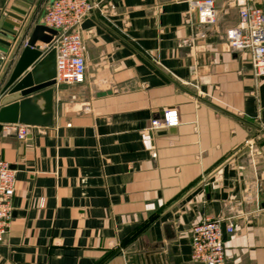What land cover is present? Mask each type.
Returning <instances> with one entry per match:
<instances>
[{
    "label": "crops",
    "instance_id": "0c3cea01",
    "mask_svg": "<svg viewBox=\"0 0 264 264\" xmlns=\"http://www.w3.org/2000/svg\"><path fill=\"white\" fill-rule=\"evenodd\" d=\"M214 1L218 20L202 25L176 0H92L85 79L61 85L54 125L20 140L0 124V160L16 173L0 264H128L148 250L204 264L192 229L226 216L236 230L224 264H264V77L226 39L237 0ZM51 2L0 0V39L12 44L0 83ZM11 13L24 18L17 43L4 37ZM166 109L179 126L149 131Z\"/></svg>",
    "mask_w": 264,
    "mask_h": 264
},
{
    "label": "built area",
    "instance_id": "2783aa9c",
    "mask_svg": "<svg viewBox=\"0 0 264 264\" xmlns=\"http://www.w3.org/2000/svg\"><path fill=\"white\" fill-rule=\"evenodd\" d=\"M187 3L202 25H215L218 11L214 0H176ZM239 23L226 31L230 47L250 57L255 78L264 77V11L256 0H237ZM97 8L92 0H52L44 16L43 24L57 30L48 49H56L57 85L80 84L86 74L84 42L80 33L82 22ZM7 61L0 50V73ZM180 118L177 110L166 109L160 119L151 122L149 131L177 127ZM20 139H26L34 127L6 124ZM16 192V173L10 164L0 160V243L8 234L13 219L12 201ZM236 216L206 218L192 229V259L204 264H224L226 256L225 237L235 233Z\"/></svg>",
    "mask_w": 264,
    "mask_h": 264
},
{
    "label": "water",
    "instance_id": "95a60500",
    "mask_svg": "<svg viewBox=\"0 0 264 264\" xmlns=\"http://www.w3.org/2000/svg\"><path fill=\"white\" fill-rule=\"evenodd\" d=\"M18 6L29 8L28 4L17 1ZM13 11L21 15L26 12L18 7ZM14 20H7L4 37L17 43L24 22L23 16L11 13ZM58 31L43 24L36 25L28 38L25 48L16 63L8 81L0 83V124H21L51 127L55 121V94L61 89L57 85L56 49L48 46ZM41 42L44 46L38 45ZM10 42L0 39V50L9 53ZM32 69L27 72L30 68ZM102 95H105L103 93ZM161 255L153 250L133 252L128 255V264H162Z\"/></svg>",
    "mask_w": 264,
    "mask_h": 264
}]
</instances>
